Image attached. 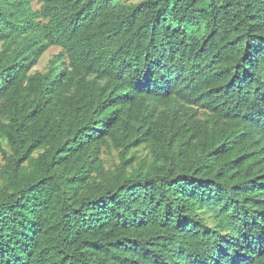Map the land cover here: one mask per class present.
<instances>
[{"label":"trees","instance_id":"1","mask_svg":"<svg viewBox=\"0 0 264 264\" xmlns=\"http://www.w3.org/2000/svg\"><path fill=\"white\" fill-rule=\"evenodd\" d=\"M0 155V264H264V0H0Z\"/></svg>","mask_w":264,"mask_h":264},{"label":"rangeland","instance_id":"2","mask_svg":"<svg viewBox=\"0 0 264 264\" xmlns=\"http://www.w3.org/2000/svg\"><path fill=\"white\" fill-rule=\"evenodd\" d=\"M35 6H36V3H35ZM56 52H57V49H55V48H50V49H49V50H48V51L42 56V58H41L39 64H38L37 66H35V67L33 68V70H42V68L44 67L46 61L51 57V55H53V54L56 53ZM113 161L116 162V160H113V159L110 160V159H108V162H107V164H106V167H110ZM1 163H2V159H1V155H0V164H1Z\"/></svg>","mask_w":264,"mask_h":264}]
</instances>
